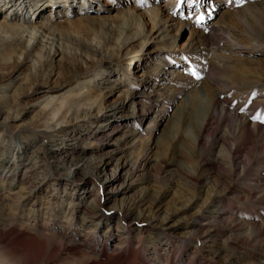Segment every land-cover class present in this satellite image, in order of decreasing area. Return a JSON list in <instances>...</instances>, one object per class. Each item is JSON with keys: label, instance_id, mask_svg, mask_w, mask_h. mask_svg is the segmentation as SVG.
Here are the masks:
<instances>
[{"label": "rangeland", "instance_id": "rangeland-1", "mask_svg": "<svg viewBox=\"0 0 264 264\" xmlns=\"http://www.w3.org/2000/svg\"><path fill=\"white\" fill-rule=\"evenodd\" d=\"M86 1L54 0L32 16L29 25L58 24L42 39L43 51L50 43L59 51L40 71L47 85L28 90L21 105L6 102L37 73L34 60L0 84V146L13 143L0 162L19 160L20 177L35 154L33 144L20 145L22 138L44 139L35 138L43 166L36 164L25 184L0 181V198L7 199L8 186L23 197L19 214L39 212V227L85 252L93 247L107 255L123 246L117 250L136 253L133 264H264V0ZM14 11L20 19L32 12L20 5ZM96 51L111 61L90 64ZM61 63L79 65L80 79L61 81ZM82 80L94 88L92 99L105 92L102 111L91 114L107 117L82 116L55 142L36 135L28 120L41 117L44 100L87 95L76 86ZM123 93L130 98L122 104ZM147 95L149 102L138 103ZM25 104L22 119L3 121ZM63 109L45 114L39 129ZM138 111L141 120L128 117ZM52 153L65 155L62 169ZM84 155L87 167L72 176L70 165ZM64 210L72 212L71 223L52 216ZM85 217L91 222L82 225Z\"/></svg>", "mask_w": 264, "mask_h": 264}, {"label": "bare ground", "instance_id": "bare-ground-1", "mask_svg": "<svg viewBox=\"0 0 264 264\" xmlns=\"http://www.w3.org/2000/svg\"><path fill=\"white\" fill-rule=\"evenodd\" d=\"M25 0H21L20 3L17 2V0H0V14L4 15L3 20H0V84H3V82L11 80L13 76L21 69L23 66L24 61H36L38 63V67L35 70L36 74L33 75H27V78L25 80L20 81V83L16 86V88L13 90L15 92V95L10 94L8 96V100L6 101L10 107L13 105H21L23 102H21V97L25 96L28 93V90L36 91L38 88L43 87L44 85L48 84V78L47 75L45 77V80H39L40 75L42 74L44 70H46L47 67H49V62L52 59V56H54L56 53L59 55L58 49H52L51 43L49 44L48 50L45 49L43 51L42 46V39H44V36L49 34L50 27L54 25L57 26L56 23H50L48 22L41 23L40 26L37 25H29L31 23L32 16L37 13V11L45 10V8L49 7V4L55 3L54 0H26V3L23 2ZM82 4H86V0H82ZM16 5H20L22 8V11L25 12H31V16L28 18H25L24 15H22V18H18V16L21 15V12L19 15H17V12H11L13 8ZM46 6V7H45ZM44 7V9H43ZM17 8V7H16ZM15 8V9H16ZM20 10V8H19ZM7 12L9 14V19L7 20ZM17 17V20H20V23H11L12 20L15 21ZM80 17V16H79ZM78 17V18H79ZM87 17V16H86ZM83 18V17H82ZM69 21V20H68ZM22 23V24H21ZM69 23H74V21H69ZM78 23V22H77ZM26 24V26L24 25ZM83 24V23H82ZM156 24H158V27L163 26L161 22L157 21ZM79 26V25H78ZM164 28V27H163ZM162 28V29H163ZM216 31V29H215ZM221 31H224L221 29ZM214 32V31H213ZM217 32V31H216ZM26 33L24 36L23 34ZM29 35V36H27ZM31 35L34 37V41L31 45H29L30 39H32ZM27 42V43H26ZM123 47V45L121 46ZM124 48V47H123ZM52 53V56H51ZM93 54V53H92ZM37 58H34V56ZM20 56H23V60H20ZM110 55L107 57L102 52H94V59L90 60V64L101 66L103 62L105 61H111ZM34 58V59H33ZM41 58V59H40ZM74 61V58L71 56H67L66 59ZM76 67H79V65H76V63H73V65L61 63V65L58 66V77L61 79V81H67L69 79L73 80L76 79L74 82L78 80L79 75H76V68L75 71L72 69ZM41 71V72H40ZM40 72V74L38 73ZM85 75V73H84ZM86 78V77H85ZM80 79V78H79ZM84 79V78H83ZM40 81V82H39ZM43 81V82H41ZM57 84H54L51 86L52 89L57 88L58 81L56 80ZM72 84V83H71ZM90 82L87 80H82L81 83H76V86L78 85L79 91H85L87 95H81V92H78L76 94H69L66 97L60 96L53 100V98H47L44 100V104L41 108L42 113L40 112L38 119H30L29 125L31 130L35 133L38 132V136L45 135L50 142H55V140H58L59 135L62 133H65L66 135L67 131L73 132L74 122L76 119L80 117H86L87 119H95L97 122L100 119H103L107 116H105L108 112H103L99 117L96 114H91V110L95 111L96 113H99L102 111V101L106 94L105 92L98 91V94L95 95L92 99L90 96V92L94 90V88L89 87ZM46 87V86H45ZM48 87V86H47ZM85 88V90H84ZM109 90V89H108ZM130 98L129 93H126L122 95V104L126 101V99ZM150 98L147 95L146 97H142L139 99L138 103H147L149 102ZM28 104V103H27ZM27 104L24 105V108L20 111H10L3 117V121H16L17 119H22L25 115ZM4 101L0 99V114L2 113L1 110L3 108ZM5 107V106H4ZM62 108L63 111L61 112L62 117H57V119L54 121L52 125H47V130H40L39 125H37V122L40 121V119L45 115H51L54 117L58 111H60ZM68 111H71L70 117L66 118V114ZM106 113V114H105ZM51 117V118H52ZM95 117V118H93ZM97 117V118H96ZM128 117H131L132 119L139 121L142 119L141 111L130 113ZM130 118V119H131ZM18 121V120H17ZM65 124V128L60 127L59 129H55V126L59 124ZM245 123V122H244ZM148 127V125H146ZM72 128V129H71ZM114 129V127H112ZM148 129H151L149 126ZM203 129V128H202ZM101 134H104V132L101 131ZM97 136L100 138L102 137L99 133ZM35 138H38L34 136L30 140L24 139L21 141L20 145H22L23 148L26 146L33 144V151L35 152L34 156L29 159L28 163L24 165L23 173L20 177H18L17 169L19 167V160L16 161V163L9 161L7 162H0V167L3 169H6L5 174L2 176L0 174V181L4 182L6 180H10V183L14 180L19 182V185L25 184L28 182V173H33L35 170L34 166L39 163L38 167L43 166L42 161L36 162L39 156H37V150L40 149L39 147V140H44L43 138L39 137L38 141H35ZM13 143H8V145H2L0 146V155H4L7 153L9 148L12 146ZM14 148V147H13ZM51 155V158L53 159L56 168L62 169L66 165V157L62 153H55ZM19 157V156H18ZM129 160V159H128ZM2 161V160H1ZM89 161L88 158H85V155L75 163H72L71 169L72 176L73 174H77L82 169L84 170L87 167V162ZM81 163V164H80ZM135 165V164H134ZM133 164H130L131 168L134 167ZM21 166V165H20ZM95 173L91 172V175H94ZM69 178V173L66 175ZM7 199L0 198V264H133L136 259V253L135 252H122L118 251L117 249H120L123 246H115L113 250H110V252L106 255L105 251L97 252L93 247H89L88 251L85 252L83 248L80 246H69L65 242V238L63 235L59 232H51L46 231L43 227H39L37 223L39 222L41 216L40 213H21L20 208L23 207V201L22 196L18 195L17 193L11 192L10 189L7 186ZM143 198V197H142ZM132 204H126L124 206L125 210L131 211L132 210ZM57 210L63 209L61 206H56ZM73 211V210H72ZM85 211V210H84ZM46 212H49V209H46ZM57 213H60L59 211ZM52 214L53 217H55L58 221L60 220H66L69 223L72 221V212L68 210L66 212L63 211L62 215L57 216L58 214ZM60 217V218H59ZM89 219V218H87ZM86 217L82 219V225H87L91 222V220H87ZM2 221V223H1ZM45 221H43L44 224ZM59 222V221H58ZM61 222V221H60ZM81 225V226H82ZM93 225V224H92ZM73 227V226H71ZM75 227V226H74ZM77 229V227H75ZM74 228V229H75ZM145 264V263H143Z\"/></svg>", "mask_w": 264, "mask_h": 264}]
</instances>
